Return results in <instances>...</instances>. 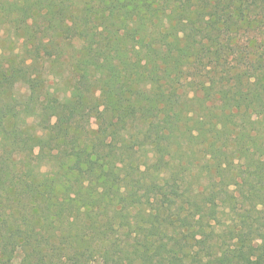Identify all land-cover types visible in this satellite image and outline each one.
Instances as JSON below:
<instances>
[{
	"label": "trees",
	"instance_id": "trees-1",
	"mask_svg": "<svg viewBox=\"0 0 264 264\" xmlns=\"http://www.w3.org/2000/svg\"><path fill=\"white\" fill-rule=\"evenodd\" d=\"M1 30L0 264H264V0H0Z\"/></svg>",
	"mask_w": 264,
	"mask_h": 264
},
{
	"label": "rangeland",
	"instance_id": "rangeland-1",
	"mask_svg": "<svg viewBox=\"0 0 264 264\" xmlns=\"http://www.w3.org/2000/svg\"><path fill=\"white\" fill-rule=\"evenodd\" d=\"M0 50H4L5 52H9L10 48H11V42H9L10 38L7 35V32H5L4 30L0 31ZM1 248V247H0ZM6 254L5 256L2 255V258L6 259ZM19 259V258H18ZM18 259H16L17 261H19Z\"/></svg>",
	"mask_w": 264,
	"mask_h": 264
}]
</instances>
